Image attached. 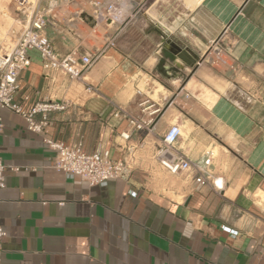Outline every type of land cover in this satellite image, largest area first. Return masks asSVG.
Listing matches in <instances>:
<instances>
[{"label": "crops", "instance_id": "1", "mask_svg": "<svg viewBox=\"0 0 264 264\" xmlns=\"http://www.w3.org/2000/svg\"><path fill=\"white\" fill-rule=\"evenodd\" d=\"M90 1L58 12L48 36L60 53L98 60L78 80H52L33 55L16 101L66 102L43 136L108 149L130 178L90 188L54 170L43 136L3 110L0 157L19 171L0 190L1 264H264V0H115L114 24L95 23ZM166 32L199 59L195 72L177 60L180 72L156 74ZM118 110L153 113L156 126L131 132ZM171 124L187 159H210L205 187L156 159Z\"/></svg>", "mask_w": 264, "mask_h": 264}, {"label": "built area", "instance_id": "2", "mask_svg": "<svg viewBox=\"0 0 264 264\" xmlns=\"http://www.w3.org/2000/svg\"><path fill=\"white\" fill-rule=\"evenodd\" d=\"M7 2V7L0 4V18L10 22L5 32L0 31V140L4 128L1 115L3 110L19 116L30 133L43 136L49 125V116L65 111L67 103L41 100L32 105H25L16 101L20 76L32 64V56H37L44 77L52 80L57 77L78 80L98 60L99 54L85 55L77 50L60 53L48 36V31L55 28L58 23L56 19L58 12L65 14L74 0H7ZM90 6L95 23L114 24L119 20L115 0H91ZM113 117L125 120L131 132L148 134L156 126L153 113L134 116L118 110ZM129 136V132L126 131L120 134L123 140H127ZM180 138V126L177 124L170 126L162 136L156 159L171 174H195L194 181L197 187H205L212 182V175L207 169L210 159L201 164L191 162L176 148ZM42 142L54 153L51 165L54 170L78 177L90 188L130 178L131 169L127 163L112 159L108 149L87 152L80 143L66 145L45 136ZM7 171L18 172L19 169L5 166L0 157V190L6 185ZM213 184L218 187L216 182ZM5 237L6 233L0 225V264Z\"/></svg>", "mask_w": 264, "mask_h": 264}, {"label": "water", "instance_id": "3", "mask_svg": "<svg viewBox=\"0 0 264 264\" xmlns=\"http://www.w3.org/2000/svg\"><path fill=\"white\" fill-rule=\"evenodd\" d=\"M159 36L160 55L156 60L155 68L157 75L165 77L169 73L180 72L181 68L176 64L177 60L190 67L193 72L196 71L199 59L187 48L186 44L175 35H169L167 32Z\"/></svg>", "mask_w": 264, "mask_h": 264}, {"label": "bare ground", "instance_id": "4", "mask_svg": "<svg viewBox=\"0 0 264 264\" xmlns=\"http://www.w3.org/2000/svg\"><path fill=\"white\" fill-rule=\"evenodd\" d=\"M93 65H94V64H93ZM93 65H92V66H93ZM92 66H91V67H92ZM91 67H90V68H91ZM90 68H89V69H90ZM89 69H87V70L84 72V74H85ZM159 88H160V87H159ZM155 94H156V93H155ZM156 96H157V94H156ZM154 99H155V95H152V97H151L150 100H154ZM155 100H156V99H155ZM186 131H187V130H186ZM185 134H186V133H185ZM187 135H188V134H187ZM221 186H222L221 183H219V181H218V187L221 188Z\"/></svg>", "mask_w": 264, "mask_h": 264}, {"label": "rangeland", "instance_id": "5", "mask_svg": "<svg viewBox=\"0 0 264 264\" xmlns=\"http://www.w3.org/2000/svg\"><path fill=\"white\" fill-rule=\"evenodd\" d=\"M172 125H174V124H171L170 126H172ZM170 126H169V127H170ZM181 135L184 136V130H183L182 128H181ZM162 170L164 171L163 168H162ZM161 177H162V176H161Z\"/></svg>", "mask_w": 264, "mask_h": 264}]
</instances>
